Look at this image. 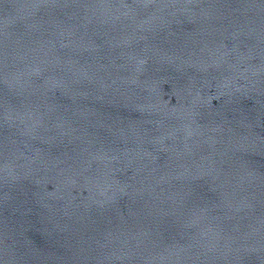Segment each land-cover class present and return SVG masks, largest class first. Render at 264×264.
I'll return each mask as SVG.
<instances>
[{
	"label": "water",
	"instance_id": "obj_1",
	"mask_svg": "<svg viewBox=\"0 0 264 264\" xmlns=\"http://www.w3.org/2000/svg\"><path fill=\"white\" fill-rule=\"evenodd\" d=\"M0 264H264V0H0Z\"/></svg>",
	"mask_w": 264,
	"mask_h": 264
}]
</instances>
